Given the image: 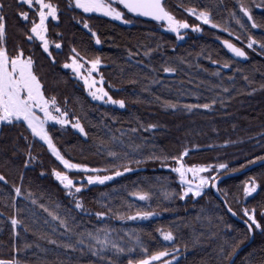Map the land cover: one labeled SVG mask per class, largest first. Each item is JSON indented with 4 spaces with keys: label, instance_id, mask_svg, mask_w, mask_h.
Here are the masks:
<instances>
[{
    "label": "trees",
    "instance_id": "1",
    "mask_svg": "<svg viewBox=\"0 0 264 264\" xmlns=\"http://www.w3.org/2000/svg\"><path fill=\"white\" fill-rule=\"evenodd\" d=\"M0 2L5 3L8 54L16 55L19 48L32 58L46 97H55L68 119L78 118L86 133L71 122H47L58 149L74 163L100 169L98 175L122 172L103 184H88L84 178L91 173L68 170L75 182L85 185L78 197H70L51 174L53 168L65 169L47 146L23 122H0V260L135 264L167 249L180 254L173 264H228L231 258V264H264V0H164L178 20L199 25V31L187 30L180 42L162 24L118 5L130 25L84 13L73 0H46L58 6V19L46 21L51 57L39 41L26 38L35 13L30 11L25 22L17 13L29 11L26 5ZM241 5L257 27L240 11ZM187 8L208 12L219 27L199 23ZM249 36L260 43L248 48ZM224 40L244 49L246 58L232 56ZM72 48L86 61L100 57L103 86L114 100L124 101L123 107L91 99L73 71L63 67L70 63ZM164 67L175 71L166 73ZM185 148V165L226 166L217 175L221 198L211 188L198 197L180 198L182 186L172 171L176 164L165 157L179 156ZM258 161L263 162L246 169ZM124 166L131 171L123 172ZM252 180L256 191L244 199L243 186ZM134 193H147L148 199ZM77 198L81 208L75 207ZM245 208L254 209L261 224L251 233L244 223ZM138 211L154 214L127 218ZM97 212L105 215L98 217ZM12 217L19 221L15 229ZM157 229L171 231L173 241H165ZM105 231L110 243L101 248L93 236L104 239ZM112 244L125 251L117 253Z\"/></svg>",
    "mask_w": 264,
    "mask_h": 264
},
{
    "label": "snow or ice",
    "instance_id": "2",
    "mask_svg": "<svg viewBox=\"0 0 264 264\" xmlns=\"http://www.w3.org/2000/svg\"><path fill=\"white\" fill-rule=\"evenodd\" d=\"M18 5H26L29 11H18V16L22 18L25 22L28 21L29 13L34 12V17L31 22V27L26 30L25 35L28 41H32L34 38L40 41V47L45 53L51 57L52 53L49 51L50 41L48 40L46 33L48 31L46 20L50 17L52 20L58 19V6L51 2H46V0H16ZM75 7L77 9H82L84 13H102L104 16L112 17L116 20H121L123 18V12L120 7L113 5L122 6L129 13H136L141 16L152 17L156 21H163L167 29L171 32L177 34V39H180V30L189 27L188 23L184 20H178L166 7L164 0H73ZM5 3L0 2V122L7 123H19L23 122L26 125L27 130L31 131L34 137H38L43 144L47 146L48 151L61 165L65 171L52 169V176L59 182V184L66 190L68 196H77L81 193V190L85 185L80 182L77 183L68 174V170H82L85 172H99L100 169L92 168L90 169L87 164L74 163L70 159L65 158V155L61 153L57 145L54 143L53 138L50 136L46 123L48 121H55L57 124L64 126L71 122V126L74 129H78L81 133L85 134L84 128L80 121L76 117H72V121L68 119V113L62 111L60 107L57 106L55 97H46L43 90L41 80L38 78L34 71V61L31 57L25 58L23 51L17 48L16 55L10 56L5 46V36H6V25L7 16L4 12ZM186 11L195 16L198 20L202 21L204 24H212L210 15L206 11H199L197 13L194 8H187ZM240 11L244 13L245 16L251 21L253 18L250 15L248 9L241 5ZM128 21H125L127 23ZM239 23V21H237ZM84 28L91 32L93 38H95L96 43H100L97 33L92 31L87 21L83 22ZM213 27H219V25L212 24ZM193 31H199V25L191 26ZM243 27V25H241ZM252 27H257L253 22ZM227 31V29H224ZM239 40L240 37H237ZM260 43V41L254 40L253 37H248L247 47L252 48L253 44ZM224 46L233 53L236 57H245L246 52L241 47L236 46L229 40L223 41ZM57 49L61 48V44L57 42L55 44ZM260 47L264 50V43H260ZM71 55L69 56L70 63H65L64 68L71 69L73 73L83 80L85 89L89 92V95L96 100H104L107 97L106 102H111L112 104H118L121 107L124 106L123 100H114L108 95V92L101 87H97V80L92 76V73L97 69L98 65L101 63L100 57H95L94 59L85 62V58L77 51L76 48H72ZM131 55V53H129ZM85 63L90 65L86 69L87 75L83 74L82 70H85ZM215 63V61H214ZM224 67H228V63L225 62ZM164 72H173L174 68L164 67ZM101 81L103 77L100 78ZM174 107V105H173ZM201 107L208 108V104L201 105ZM38 113H42V116ZM149 128L154 127V125H148ZM27 140V137H25ZM31 148V145H29ZM188 149L185 148L179 153V156L165 157V159H171L175 162L176 167L172 169L180 180L182 185V190L180 192V198L183 199L189 193L192 196H199L201 194V189L211 184L213 187L216 186L215 182L218 179L216 175L211 177L202 176L200 173L207 171L211 168V165H185L183 158L185 157ZM31 159L35 157L31 156V152L28 153ZM108 155L116 156L114 152H109ZM29 160H25V164H28ZM167 166V165H165ZM226 166L224 164L216 165L217 169H224ZM131 171L127 166L123 167V172ZM191 173L193 179H188V174ZM43 175V173H41ZM122 175V172L117 169L113 171L110 175H87L84 179L87 180L88 184L94 182L103 184L105 181L111 180L113 176ZM4 177L0 175V180ZM257 188L255 180L251 183H245L243 186V194L245 197L250 196ZM17 194H19L20 189L16 188ZM138 195L140 200L148 199L147 193H134ZM36 201H33L35 203ZM43 207V205H41ZM75 207L81 208L82 203L79 198L75 201ZM47 211V209H45ZM229 212H232L231 207L228 208ZM255 210H249L247 208L243 209V216L246 217L244 223L247 225L248 231L251 233L253 226L257 229L261 228V224L257 221L255 216ZM51 215V213H49ZM152 212H142L138 211L134 217H127L128 219L134 218H146L152 216ZM235 215V213H232ZM261 214L264 215V209L261 210ZM96 215L103 216L105 213L97 212ZM55 218V217H54ZM124 218V217H121ZM11 223L13 229L19 223L15 218H11ZM64 221L61 220V224ZM165 241H173V233L171 231H164L163 229H157ZM92 236V233H88ZM105 238L100 239L99 235L93 236V239L101 246V248L107 246L110 241L107 239V231L104 233ZM134 240L139 243L137 237H133ZM82 242V241H81ZM117 253L124 252L125 249L119 247L116 244L111 245ZM174 251V250H173ZM95 255L96 253L93 252ZM168 250L157 251L153 255H145L143 259L135 261V264H150L152 261H159L161 257L167 256ZM231 255V253L229 254ZM175 258V257H173ZM0 264H12V261L0 260ZM114 264V262H110ZM128 264H133V261L129 260ZM163 264H169L167 260L163 261Z\"/></svg>",
    "mask_w": 264,
    "mask_h": 264
},
{
    "label": "rangeland",
    "instance_id": "3",
    "mask_svg": "<svg viewBox=\"0 0 264 264\" xmlns=\"http://www.w3.org/2000/svg\"><path fill=\"white\" fill-rule=\"evenodd\" d=\"M73 4H74V2H73ZM74 6H75V4H74ZM113 6H116V5H113ZM117 7V6H116ZM81 11H83L82 9H80ZM122 11V10H121ZM123 12V11H122ZM199 11H197V13H198ZM92 13H95V12H92ZM188 13V12H187ZM87 14H89V13H87ZM95 14H99V15H102V16H104L102 13H95ZM189 14V13H188ZM244 14V13H243ZM191 17H193L195 20H197L199 23H202V24H204L202 21H200V20H198L195 16H193V15H191V14H189ZM245 16V15H244ZM107 17V16H106ZM246 18H247V20L251 23V24H253L252 23V20L250 21L249 19H248V17L247 16H245ZM110 19H113V20H115V21H117V22H119V23H121V24H124V25H130L131 24V20L130 19H128V17H127V15L123 12V18L121 19V20H116V19H114V18H112V17H109ZM48 19H51L50 17L48 18ZM47 19V20H48ZM46 20V21H47ZM125 21H128L127 23H125ZM189 25V24H188ZM210 25V24H209ZM163 30H165V31H168V32H171V31H169L168 29H167V27H166V25L165 24H162V27H161ZM187 30H192L193 31V29H192V27L189 25V27L188 28H186V29H181L180 30V36H181V38L180 39H178V41L180 42V41H182L183 40V37H184V34H185V32L187 31ZM194 32H197V31H194ZM171 33H173V34H175L176 35V37H177V34L176 33H174V32H171ZM35 39V38H34ZM37 41H39V40H37ZM40 42V41H39ZM95 42H96V40H95ZM222 43H223V41H222ZM232 43V42H231ZM98 44V43H97ZM224 45V44H223ZM247 45V44H246ZM225 47V46H224ZM49 48H50V45H49ZM225 49L232 55V56H234L235 58H237V59H245L246 58V56L245 57H236L233 53H231L226 47H225ZM85 62H86V60H85ZM99 66H101V64H99L98 65V67H97V69L92 73V76L97 80V87H103L104 88V86H103V82L101 81V79H100V76H99V74H98V68H99ZM88 67H90V65H88L87 63H85V70H82L83 71V74L84 75H87V71H86V69L88 68ZM78 81H80L83 85H84V83H83V80L82 79H80L79 77H77L75 74L73 75ZM105 89V88H104ZM106 91V90H105ZM86 92H87V94L89 95V92L86 90ZM90 96V98L91 99H93V97L91 96V95H89ZM93 100H95V101H98V102H101V103H105V104H112L111 102H106L107 101V97H105V99L104 100H96V99H93ZM112 105H114V106H118V107H121L120 105H118V104H112ZM63 111V110H62ZM39 115H41L42 116V113H38ZM48 122H52V123H56L55 121H48ZM57 124V123H56ZM46 126V125H45ZM76 131H78L79 133H81L78 129H75ZM81 134H83V133H81ZM38 138V137H37ZM39 139V138H38ZM43 142V141H42ZM225 169V168H224ZM224 169H217L216 168V166H214V167H211V168H208L207 169V171H205V172H202V173H200V175H202V176H207V177H211L212 175H218L220 172H222ZM72 171H82V170H76V169H73ZM83 172H85V171H83ZM89 173H91V174H89ZM87 174H89V175H98L97 173H94V172H88ZM178 176V175H177ZM188 179H193V177H192V175H191V173H189L188 174ZM178 181H179V183H180V180H179V177H178ZM249 183H251V182H249ZM181 184V183H180ZM210 185L211 184H208L206 187H204L203 189H201V194L202 193H204L205 191H207L208 189H210ZM182 186V185H181ZM256 191V190H255ZM254 191V192H255ZM254 192L253 193H251L250 194V196H252L253 194H254ZM200 194V195H201ZM189 195H191V193H189L187 196H189ZM199 195V196H200ZM250 196H248V197H245L244 196V199H247V198H249ZM195 197H198V196H195ZM150 217V216H149ZM169 254L167 255V256H165V257H161L160 258V260L159 261H152V262H150V264H163V261L164 260H167L168 262H169V264H173L179 257H180V254L179 253H177V251H172V252H168ZM173 257H175V258H173ZM13 264V263H12Z\"/></svg>",
    "mask_w": 264,
    "mask_h": 264
},
{
    "label": "water",
    "instance_id": "4",
    "mask_svg": "<svg viewBox=\"0 0 264 264\" xmlns=\"http://www.w3.org/2000/svg\"><path fill=\"white\" fill-rule=\"evenodd\" d=\"M121 7H122V6H121ZM124 10L127 11L126 9H124ZM128 13H129V12H128ZM129 14H132V15H134V16H139V17H142V18L148 19V20L153 21V22H156V23L164 24L163 21H156V20H154L152 17L141 16V15L136 14V13H129ZM66 69H67V68H66ZM261 162H263V161L255 162V163L249 165L246 169H249V168H251V167H253V166H255V165H257V164H259V163H261ZM218 180H219V178H218V179L216 180V182H215L216 186L213 187L212 185H210V188H211L213 194H214L217 198H221V196H220V194H219V192H218V189H217V182H218ZM252 238H253V235H251L250 240H249L248 243L251 242ZM236 253H237V252H236ZM232 260H233V258H231V260L229 261L228 264H231V263H232Z\"/></svg>",
    "mask_w": 264,
    "mask_h": 264
}]
</instances>
